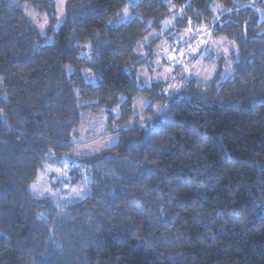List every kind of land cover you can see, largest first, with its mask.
<instances>
[{"label":"trees","instance_id":"16d2710c","mask_svg":"<svg viewBox=\"0 0 264 264\" xmlns=\"http://www.w3.org/2000/svg\"><path fill=\"white\" fill-rule=\"evenodd\" d=\"M25 7L53 22L56 2L0 0V264H264V0H66L45 35ZM173 18L236 45L227 79L140 84ZM85 111L116 144L75 151ZM47 155L83 198L30 192Z\"/></svg>","mask_w":264,"mask_h":264},{"label":"rangeland","instance_id":"374dc122","mask_svg":"<svg viewBox=\"0 0 264 264\" xmlns=\"http://www.w3.org/2000/svg\"><path fill=\"white\" fill-rule=\"evenodd\" d=\"M56 11L54 21L43 12L25 7L28 20L34 25L41 35H45L48 28L57 31L65 20L66 0H55ZM129 17L126 10L119 20L125 21ZM211 27L178 28L174 26V18L166 21L161 29L149 35L156 38L157 46L153 49V56L145 59L144 65L138 67L137 80L141 85L151 86L153 83L162 82L163 93L166 96L177 92L183 82L197 79L208 82L212 79L224 81L233 72L230 55L236 51V45L224 37L211 35ZM147 39V40H148ZM50 44L52 39H47ZM146 41L144 45L148 44ZM141 56L145 57V48H138ZM195 50V51H193ZM88 47H81L79 56L86 57ZM182 53V55H181ZM171 55L174 59L169 60ZM170 69V71H169ZM86 80L96 84V78L91 69L83 71ZM209 76L211 78L209 79ZM149 101L144 96H138L133 105L135 116L143 123L147 118L143 115ZM158 108V107H157ZM118 114V109L113 111ZM134 119L128 125H132ZM107 113L105 111H85L82 113V123L73 139L74 149L79 154H94L103 148L110 147L118 141L117 134L106 131ZM118 126H114L113 130ZM59 170V171H57ZM68 160L46 156V162L41 167L36 180L30 185V192L36 197L50 196L61 202L79 200L86 195L83 187H70L67 184Z\"/></svg>","mask_w":264,"mask_h":264},{"label":"snow or ice","instance_id":"6c2138e0","mask_svg":"<svg viewBox=\"0 0 264 264\" xmlns=\"http://www.w3.org/2000/svg\"><path fill=\"white\" fill-rule=\"evenodd\" d=\"M193 51H195V50H193ZM181 55H182V53H181ZM168 59H169V60H172V59H174V57L171 56V55H169V56H168ZM169 71H170V69H169ZM210 78H211V76H209V79H210ZM57 171H59V170H57Z\"/></svg>","mask_w":264,"mask_h":264}]
</instances>
